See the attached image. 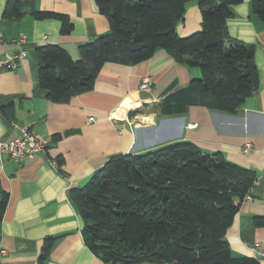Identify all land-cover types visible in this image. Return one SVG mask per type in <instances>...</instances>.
I'll return each mask as SVG.
<instances>
[{
    "label": "crops",
    "instance_id": "obj_1",
    "mask_svg": "<svg viewBox=\"0 0 264 264\" xmlns=\"http://www.w3.org/2000/svg\"><path fill=\"white\" fill-rule=\"evenodd\" d=\"M6 2L0 0V142L27 128L47 148L23 161L0 153V200L7 195L0 264H40L47 238L53 243L44 264H104L83 241L82 221L68 191L84 185L114 155L176 140L191 142L202 153L220 152L226 161L255 173L224 238L233 257L264 264V21L251 13V0L230 7L226 30L231 38L253 46L257 91L236 114L189 106L179 116H163L161 102L200 72L177 63L163 49L137 64L106 62L91 91L65 102L50 101L38 84L36 48L58 45L78 61L81 48L107 33L109 22L94 0H22L19 19L3 16ZM34 11L54 16L36 19ZM60 16L72 24L68 35L60 33ZM200 29V9L188 2L175 31L187 37ZM20 51L25 54L15 60V68L3 65L5 55ZM143 80L149 83L147 91L140 89ZM189 123L197 127L189 128ZM246 141L252 149L243 154Z\"/></svg>",
    "mask_w": 264,
    "mask_h": 264
},
{
    "label": "trees",
    "instance_id": "obj_2",
    "mask_svg": "<svg viewBox=\"0 0 264 264\" xmlns=\"http://www.w3.org/2000/svg\"><path fill=\"white\" fill-rule=\"evenodd\" d=\"M20 1L7 0L3 16L19 19ZM94 1L109 31L84 45L80 60L73 61L58 45L36 48L38 84L50 101L65 102L91 91L106 62L137 64L157 49L200 72L163 99V116H179L189 106L236 114L257 91L253 46L226 30L230 7L242 0ZM191 1L200 9L201 29L179 37L175 26ZM250 8L264 21V0H251ZM31 14L36 19L54 16ZM59 18L61 35H68L72 24ZM255 179L252 170L226 161L220 152L202 153L193 143L176 140L110 157L68 197L81 218L85 245L104 264H259L233 257L224 238ZM6 203L2 194L0 222ZM52 243L53 238L45 239L40 264Z\"/></svg>",
    "mask_w": 264,
    "mask_h": 264
},
{
    "label": "built area",
    "instance_id": "obj_3",
    "mask_svg": "<svg viewBox=\"0 0 264 264\" xmlns=\"http://www.w3.org/2000/svg\"><path fill=\"white\" fill-rule=\"evenodd\" d=\"M1 43L2 40L0 36V44ZM24 54L25 52L20 51L19 53L5 55L3 59V65L10 69L15 68L16 65L15 60L22 58ZM140 89L142 91H147L149 89V83L147 80L142 81L140 85ZM88 120L92 121L93 118H89ZM12 126L15 128L17 127L15 124H12ZM187 127L196 128L197 123H189L187 124ZM19 130H20L19 134L13 139L7 142H0L1 154H5L7 157L15 161H23L28 157H31L39 153H43L46 150L47 144L42 139L41 136L33 133L27 128H20ZM251 149H252L251 142L246 141L242 147V153L248 154L249 152H251ZM1 253H4V251H2Z\"/></svg>",
    "mask_w": 264,
    "mask_h": 264
}]
</instances>
